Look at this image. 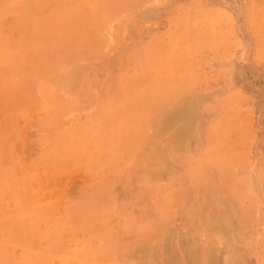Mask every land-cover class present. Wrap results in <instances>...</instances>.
I'll use <instances>...</instances> for the list:
<instances>
[{
	"label": "rangeland",
	"instance_id": "374dc122",
	"mask_svg": "<svg viewBox=\"0 0 264 264\" xmlns=\"http://www.w3.org/2000/svg\"><path fill=\"white\" fill-rule=\"evenodd\" d=\"M15 26L20 38L6 39L16 36ZM107 27L132 50L119 61L114 88L102 90L105 98L88 89L75 98L81 94V73L63 69L82 58L101 57ZM159 30L166 33L144 43ZM53 75L58 95L74 99L53 98L49 119L48 105L39 110L33 100L48 96L37 82ZM197 82L200 131L194 134L191 124L185 129L186 143L174 153L180 161L170 157L166 202L163 207L157 202L152 220L129 228L132 222L125 217L118 240L103 226L106 217L96 213L99 206L88 202L72 212L77 226L65 241L61 228L49 230V214H16L29 205L27 200L23 208L18 205L17 184L2 170L17 176L18 167L1 163L20 128H27L23 141L30 150L42 128L56 129L46 162L60 170L95 160L112 167L145 141L150 113L191 94ZM89 103L97 105V113L84 122L76 112L64 118ZM34 174L25 175L22 188L45 197L51 177ZM211 208L224 221L223 214H230L227 229L224 222H213L220 258L232 237L251 243L256 241L252 230H264V0H21L20 7L0 6V264H127L149 237L144 229L161 223V212L169 228L170 262L179 264L181 256L185 264H198L193 246L210 238ZM88 236L106 244L88 246ZM178 239L179 248L174 246ZM197 250L202 258L208 255L205 248Z\"/></svg>",
	"mask_w": 264,
	"mask_h": 264
},
{
	"label": "crops",
	"instance_id": "0c3cea01",
	"mask_svg": "<svg viewBox=\"0 0 264 264\" xmlns=\"http://www.w3.org/2000/svg\"><path fill=\"white\" fill-rule=\"evenodd\" d=\"M0 6L2 8L20 7L21 0H14L8 3H5V0H0ZM119 20L120 17L111 21L108 25L114 24ZM14 29L16 36L10 37L8 35L5 37L6 39L13 38L16 40L20 38L18 26H15ZM165 33V30L150 33L144 43H148L153 37L162 36ZM105 37L108 44L103 49L101 57L94 59L82 58L80 62L68 64L63 69L70 73L74 71L81 73L78 91L81 94L75 96V98L82 97L85 89L97 94L99 98H105L102 90L104 88L112 89L115 86L113 78L116 72L118 73L121 70L119 61L130 53L132 46L122 42L123 38L118 41L116 32H108V27ZM201 51L195 56L200 57L202 55ZM205 51L209 50L205 49ZM197 73V79H199V72ZM69 82L70 80L65 79L66 86ZM37 84L38 87L43 88L47 92L48 96L38 95V99L33 100V105H40L38 107L39 110L41 105H48L50 110L49 119L54 106L51 101L53 98H60L65 101L74 99V97L70 99L58 95L55 75L51 79L38 81ZM200 86L197 82L191 94L181 96L173 102L165 104L159 114L151 112L145 131V141L132 153L122 154L112 167L95 160L87 165L69 166L67 164L60 170L58 169L59 166L56 167L55 164L46 162V158L53 149L52 138L50 137L53 136L56 129L46 127L42 128V131L39 127L41 136L33 140L36 149L30 150L29 145L23 141V137L28 134L27 128H20L16 132V142L11 146H7L6 150H4L6 153L3 152L5 156L1 163L2 166L5 165L4 163H11L18 167L17 176L9 175V170H2L7 175L6 178L8 180L11 179L13 180L12 182L17 184L18 205L23 208L26 200L29 205L27 210H20L18 207L16 214L18 216L31 215L33 217L49 214L51 216L50 222L47 224V226H50L49 230L54 232L55 228H61V234L66 237L65 241H67L70 233L75 232L74 228L77 226L73 223L74 220L70 218L72 212H75L78 206L88 202L99 206L96 209V213L106 217L103 226L111 231L113 237L118 240H120V237H117L116 233L121 232V220L125 217H129L132 222L129 228L138 227L139 220H152L155 215L154 210L157 202L160 201L162 207L164 202H166L167 195L164 192V185H167L169 181L170 157L173 160L180 161V155H174V153L179 151L180 145L186 143L184 140L185 129L191 124L194 134L196 129L200 131L201 124L200 122L196 123L201 119V97L198 95L199 91L197 92ZM63 88L67 87L63 86ZM34 111H36V108H34ZM74 112L78 114V116H75L84 122L85 119L97 113V105L89 103L81 110L72 109L68 114H65L64 118L74 114ZM33 116L32 118L34 119L38 118L36 113H33ZM19 117V115L16 116V118ZM186 121H189V123ZM42 146L44 149L41 148ZM30 171L35 173L34 175L43 173L51 177L46 182L48 189L44 193L45 197L38 192L30 193L22 188L26 180L25 175H28ZM57 173L60 174L57 175ZM38 178L36 177V182H38ZM158 188H160V193L154 190ZM4 198L7 200L6 197ZM211 210L208 224L210 238L204 246H193V262L198 264H264V230L259 229V227L251 232L253 237L256 236V241L251 243L237 241L231 236L232 239L222 246V258L218 257L219 246L216 237L214 239V232L217 233V231L213 227V222H224L221 225L227 229L230 226L227 223L230 214L227 212L223 214L225 216L224 221L222 214L214 212L213 208ZM163 213H160L161 223L155 226L150 225L144 229V232L149 233V237L143 243L137 245V248L127 257V264H172L170 262L171 258L166 252L170 246L166 238V232L169 228L167 222L162 223ZM50 241L52 240L50 239ZM87 241L88 246L91 247L101 246L102 243L106 244L103 241L91 240L89 236ZM177 241L176 243L178 244L174 246L179 248L181 241L179 239ZM81 245L84 246L85 244ZM201 247L208 250V255L204 258L197 255V249ZM144 251L147 253L146 256H144ZM179 259V264L186 263L185 257L180 256Z\"/></svg>",
	"mask_w": 264,
	"mask_h": 264
}]
</instances>
